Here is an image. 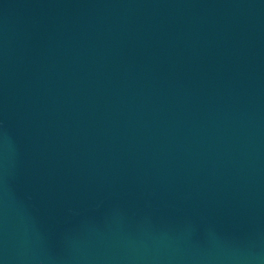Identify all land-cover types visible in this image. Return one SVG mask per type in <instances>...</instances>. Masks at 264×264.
<instances>
[{"label":"water","instance_id":"95a60500","mask_svg":"<svg viewBox=\"0 0 264 264\" xmlns=\"http://www.w3.org/2000/svg\"><path fill=\"white\" fill-rule=\"evenodd\" d=\"M0 264H264V0H0Z\"/></svg>","mask_w":264,"mask_h":264}]
</instances>
